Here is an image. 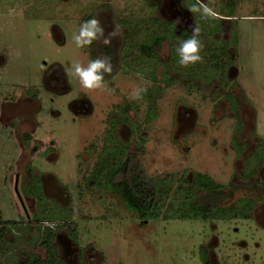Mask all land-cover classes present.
Returning <instances> with one entry per match:
<instances>
[{
	"label": "rangeland",
	"instance_id": "1",
	"mask_svg": "<svg viewBox=\"0 0 264 264\" xmlns=\"http://www.w3.org/2000/svg\"><path fill=\"white\" fill-rule=\"evenodd\" d=\"M154 3L0 0V212L4 220L17 222L7 235L10 255L20 256V249L45 253L31 222L36 199L23 192L24 187L35 190L34 181H40L46 207L60 217L53 223L77 225V240L65 227L54 241L67 264H202L199 246L207 250L210 264H264V165L251 173L257 165L255 153L264 157V0H199L198 6L224 18L213 38L229 42L234 51V63L227 69L233 86L216 78L204 81L201 73L192 86L185 79L169 83V74L163 72L170 53L165 40L158 60L142 61L135 48L128 57L134 62H121L124 27H139L129 22L132 19L154 14L165 21L179 20L175 36L182 31L191 36L192 26L200 28L199 19H204L200 12L189 11L197 0H159L152 12ZM222 7L235 22L220 14ZM88 14L100 19L105 35L114 29L118 33L110 45L96 42L98 58L112 62L103 92L84 89L72 75L74 62L87 66L91 60V45L77 48L73 40ZM119 16L129 20L119 24ZM177 39L175 45L185 40ZM199 39L205 51L211 42L207 31L200 30ZM200 54L203 62L197 65L206 66L208 55ZM137 86L154 94L153 110L148 99H129ZM227 89L240 110L237 132L238 122L223 96ZM126 105L129 110L115 138L125 153L139 150L146 173L164 186L163 209L168 208L172 218L162 214L141 220L108 191L87 187L96 166L105 162L99 157L106 139L108 151L114 152L117 140L108 134L109 117L113 109L120 117ZM258 140L262 145L257 146ZM117 156L108 159L113 162ZM184 171L187 179L198 172L231 184L233 195L224 206L228 214L206 220L173 218L179 210L189 214L184 208L189 193L177 185Z\"/></svg>",
	"mask_w": 264,
	"mask_h": 264
},
{
	"label": "trees",
	"instance_id": "2",
	"mask_svg": "<svg viewBox=\"0 0 264 264\" xmlns=\"http://www.w3.org/2000/svg\"><path fill=\"white\" fill-rule=\"evenodd\" d=\"M153 1L155 2V5L153 7L151 6L152 12L159 0ZM220 14L228 18H232L234 16L229 11L225 10L224 7L220 8ZM153 15L147 18L145 17L137 20L132 19L131 21H129L137 22L139 24V27L133 26V28H131L130 23H128L129 25L126 24V26L124 27V35L126 39L121 50V62H134V60H130L128 57L130 56V52L132 51V49L135 48L138 50L140 58L143 57L141 59L142 61L146 59V57L158 60V49L160 46V42L161 40H165L169 43L170 53L167 60L163 63V72L169 74V83H171L173 80L185 79L188 85L192 86L194 80L197 79L196 76L201 73L203 74L202 77L204 81H209L212 78H216L218 82L220 84H223L224 86L228 85V83H230V85L232 86L235 84L234 79L227 76V69L234 63L235 60L234 51L230 50L229 42L219 41L213 38L215 34L221 31L220 22L221 19L224 18H207L206 20H204L205 18L199 19L200 30L207 31L209 38L211 39V42L206 47L205 51H201L206 53L205 55H208V61L206 62V66H202V64H195L183 68L178 63L179 56L176 52V48L179 46V44L175 45L173 40H176L177 38L186 39L189 38L190 35L185 31H182L179 36H175L173 33V28L175 25L174 21H165L162 18ZM92 18V14L85 15V19L87 20ZM118 18H121L117 20L119 24L124 23L122 22V20L124 19L129 20L127 17L119 16ZM232 22L235 21L233 20ZM236 40L237 33L234 32L233 40L231 41L233 42L232 45L234 47V42H236ZM96 42L97 41H94L91 44V47L88 49L91 60L98 58ZM105 50L107 51V53L110 52V48L108 47L105 48ZM151 71L153 72L151 78L155 83V70L152 69ZM106 75L107 74L105 73V80L107 79ZM154 85L150 86L148 89L151 90L150 88H154ZM223 96L228 99V104L238 122L237 124L239 126L235 128L237 132L242 126L237 100L235 96L231 94L230 91H228V89L225 91ZM153 98L154 94L152 96L151 94L146 93L143 96V99H148V107L151 110H153L151 106ZM128 110L129 106L126 105L125 107L121 108V116L116 117L117 111L113 109V114L109 117L110 120H108L107 125L110 127V131H108V134L110 132L112 133L110 139L117 140L114 143V152L108 151L109 149L107 147L109 144L108 142L110 141L106 139V148L104 150V153L99 157V160L105 158V162L100 166H96V170L94 172L96 174L94 175H99L90 176V178L87 179V187L97 188L99 186L100 189L108 191L120 203H122L128 211L133 213L134 216L141 220L162 217V214L163 217L172 218L171 216L166 214L168 208L163 209L164 206L162 198L163 195H165V190L163 188L164 186L159 183L157 178H153L146 173L139 159V150L133 153H125V147L120 144L118 139L115 138V134L117 132L116 127L123 121L125 113ZM146 121H148V117L146 118ZM141 140L142 142L145 141L144 138H141ZM257 142V146H259L261 141L258 140ZM106 151H108L109 153L108 156L117 153V159L113 162L111 161V159L109 160V157L105 155ZM254 157L256 158L257 165L251 171V173L255 172L259 167L264 165V157H262L261 154L258 155L255 153ZM101 167H106L103 173H99L98 171L101 169ZM34 183L38 184L35 190L32 188L29 189L24 187L23 192L25 193V195L32 196L36 199V210L32 214L31 222L33 223V229L38 235L36 241L38 242L39 246L44 249L45 253L43 256H39L34 252L20 249V256H17L16 254H11V256L9 254V241L7 235L9 233H12L13 228L17 226V222L15 220H4L1 217L0 212V264H67L58 254L57 247L54 241L57 232L64 229L65 227H67L66 232L68 236L72 240H77V225L75 222L66 223V221H64L61 224H55V231L43 227V221H51V223H53L55 218L60 217L53 215L49 208L46 207V201L48 199L44 194L43 187L40 185L41 182L34 181ZM177 185L178 187L185 186V188L182 189H186L189 193L187 201L184 203V208L189 212V214L183 212L184 210H179L178 212H181L179 213V216L173 218L191 217L206 220L215 217L216 213L221 215L228 214V211H225L224 206L226 205L225 202H229V199L233 195L234 190L232 189L231 184L225 185L218 183L209 175L198 172H193L191 174V178L187 179L185 178L184 171ZM251 202L252 201L250 200V204ZM234 215L239 216L233 213V216ZM199 252L203 259L202 264H210V260L207 258V250L203 246H199ZM79 257L81 259V254L79 255Z\"/></svg>",
	"mask_w": 264,
	"mask_h": 264
},
{
	"label": "clouds",
	"instance_id": "3",
	"mask_svg": "<svg viewBox=\"0 0 264 264\" xmlns=\"http://www.w3.org/2000/svg\"><path fill=\"white\" fill-rule=\"evenodd\" d=\"M199 0L197 4L192 5L189 9L190 12H200L204 18H215L217 13L205 5H200ZM180 21L177 20L176 23ZM191 36L180 42L176 48V52L179 56L178 63L182 67H188L197 63L203 62L201 51L204 48V44L199 39L200 28L199 26H192ZM118 33L115 29L105 35V29L100 19L92 18L84 21L78 30V33L73 34V40L77 48H84L90 46L94 41H100L104 45H110L112 39L117 36ZM112 62L109 57L97 58L90 60L87 66L82 65L79 61H76L72 65V75L79 79L80 84L84 89L89 91H105L106 81L104 79L105 73H111ZM147 88L137 86L129 94L130 100H141L146 94ZM43 227L52 229L55 231L56 225L54 223L45 221Z\"/></svg>",
	"mask_w": 264,
	"mask_h": 264
},
{
	"label": "flooded vegetation",
	"instance_id": "4",
	"mask_svg": "<svg viewBox=\"0 0 264 264\" xmlns=\"http://www.w3.org/2000/svg\"><path fill=\"white\" fill-rule=\"evenodd\" d=\"M160 3H161V0H160ZM160 3H159V5H160ZM189 9V8H188ZM228 18V17H227ZM229 19V18H228ZM171 21H174V20H170L169 22H171ZM175 22V21H174ZM175 24H176V22H175ZM175 26V25H174Z\"/></svg>",
	"mask_w": 264,
	"mask_h": 264
}]
</instances>
